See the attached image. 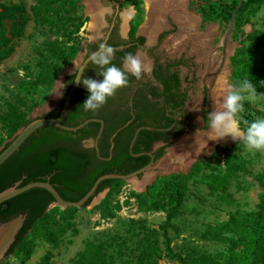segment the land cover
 <instances>
[{
  "label": "rangeland",
  "instance_id": "rangeland-1",
  "mask_svg": "<svg viewBox=\"0 0 264 264\" xmlns=\"http://www.w3.org/2000/svg\"><path fill=\"white\" fill-rule=\"evenodd\" d=\"M3 1L23 5L28 15L23 34L13 37V52L0 62V137L10 141L19 129L11 134L8 125L9 111L15 110L24 121L33 118L36 113L42 114V111L37 112L36 109L55 93L58 78L50 85L47 71L61 67L60 74L76 61L79 52L83 50L81 49L70 62L64 63L46 52L44 44L58 40L61 44L69 42L82 45L86 38H90L88 27L92 16L87 13L84 0H81L79 14L83 15L84 22L79 32L70 40L64 36V30L50 28L38 20L33 9L38 4L37 0ZM100 1L105 12L98 38L105 33L108 26L106 19L112 16L114 11L111 0ZM238 2L239 0H190L188 4V9L201 17L200 30H206L209 24L216 25L209 46L212 52L218 53L220 59L230 22L229 14ZM55 4L53 2L52 5ZM118 4L119 30L125 35L129 25L138 20L136 30L142 32L148 13L145 0H119ZM65 8L70 12L67 16L72 17L66 26L71 27L78 20L72 13L70 3ZM161 31L165 33L162 42L166 50V37L178 31V24L170 16L169 25ZM251 33H255V43L264 44V0H244L236 15V23L228 44L227 88L234 84V57L238 50L256 47L249 39ZM62 48L59 47L57 51H62ZM166 51L168 58L181 59L183 77L195 79L192 85L187 83L186 79L184 82V85L188 86L187 91H190L186 113L193 127L183 132L182 136L191 131L205 132L207 128H204V109L208 106V86L204 85L203 88V77L196 75L203 63L199 64L196 54L191 53L190 44L175 54ZM64 87L53 108L58 105ZM196 100L200 101L199 105L193 104ZM259 111H264V94L256 91L254 96L245 99L243 110L237 114L239 126L243 129L246 121L250 122L261 116ZM169 149L170 145L166 147V151ZM228 153L235 157L242 156L246 161L247 171L233 174L226 191H212L207 183L202 181V173H209L212 169L216 173L224 172ZM161 159L156 164H159ZM198 160L203 164L209 162L211 167H205L200 174L189 180L184 206L170 225L166 223V210L148 208L150 200L144 195L148 186L145 188L140 183L144 180V174H141L137 180L117 181L112 188L99 192L86 206H72L67 209L51 204L48 208L49 215L39 220L28 235V244L23 250L7 255L1 264H74L76 257L90 241L104 244L107 264H182L168 256L167 243L172 250L181 252L185 257L202 253L219 254L227 250L229 236L208 237L205 235L206 229L227 220L233 214L251 211L257 207L259 196L264 192L256 178V175L264 170V150L249 151L236 140L231 145L217 146L211 154L201 156ZM192 165L174 173H188ZM159 169L155 166L152 171ZM106 199L120 205L114 217H103L101 214L100 205ZM163 203H167V200H163ZM165 206L167 207L168 203Z\"/></svg>",
  "mask_w": 264,
  "mask_h": 264
},
{
  "label": "trees",
  "instance_id": "trees-1",
  "mask_svg": "<svg viewBox=\"0 0 264 264\" xmlns=\"http://www.w3.org/2000/svg\"><path fill=\"white\" fill-rule=\"evenodd\" d=\"M80 1L37 0L38 4L33 7L34 14L38 20L42 21V24L49 25L50 28L64 30V36L72 40V36L79 32L84 22L83 15L79 14ZM53 2L56 4L52 5ZM69 3L74 17L78 20L71 27L66 26L67 22L72 20L70 15L67 16L70 12L65 8ZM232 12L229 14L230 20ZM43 13L44 15L41 16ZM27 20L28 15L23 5L10 4L0 0V62L13 52V37H19L23 34ZM138 22L137 20L136 23L132 24V34L135 33ZM8 25H10V29H8ZM254 35L255 33H251L249 39L256 47L254 49H240L234 57L236 67L234 83L249 79L254 84L256 91L264 94V44L262 42H259L260 44L255 43ZM59 47H63L64 50L62 48V51L58 52ZM88 47L89 53L95 50L97 45H89ZM44 48L51 56L68 63L82 49V45L81 43L69 42L61 44L56 40L48 41L44 44ZM41 53L43 54V51ZM170 66L168 65L166 70H169ZM60 68L47 71L50 85L54 84ZM83 74L87 76V71ZM173 74V79L176 82L175 87L179 89L181 79L177 72ZM93 78L101 79L97 75ZM72 82V75H67L58 105L42 116L56 117L59 115ZM165 91L163 95H167V99L174 96L173 89L169 84L166 85ZM87 95L86 89L81 85L75 92L63 123L73 126L90 117L103 118L105 124L99 139L100 156L102 157L97 154L95 146L84 147L82 145L84 139L95 138L100 129V122H89L77 131L64 130L54 125L42 126L1 164L0 191L14 186L16 183L21 186L32 181L49 180L64 199L78 200L86 194L98 176L112 172L129 173L148 164L152 160V156L155 161L160 159L166 152V147L171 145L174 138L187 127L186 124H183L175 132H172V129L169 130L174 118L170 117L166 110L159 109L155 103L150 101L145 105H140L136 101L133 112H129V110L123 112L117 107L113 108L118 103L116 99L108 98L96 112H86L79 105L82 104ZM181 97V102L178 100L176 105H183L184 100L188 98L187 92L185 91ZM208 113V109L205 108L204 123H206ZM259 113L264 116V111H259ZM8 116L11 134L32 119L24 121L15 110H10ZM128 121L129 123L125 125ZM123 125L125 126L114 136L112 157L106 159L110 156V138ZM144 125L162 129L142 128L131 152L130 144L134 132ZM204 128H206L205 124ZM158 140L164 141V144L153 150L154 142ZM9 142L0 137V152ZM144 151H151L152 155L138 154ZM205 167L210 168V163L203 164L198 160L192 165L188 173L159 175L144 192V195L150 200L148 208L166 210V223L170 225L184 206L189 180L197 176L198 173L200 174ZM214 171L212 169L209 173L203 172L202 181L207 183L210 190L223 192L228 188L230 177L236 172L247 171V165L242 156L235 157L228 153L224 172L216 173ZM256 178L264 188V170L259 172ZM121 180L116 178L102 180L95 194L97 195L106 188H112L117 181ZM92 198L84 206L88 205ZM163 200H167V207L165 206L167 203H163ZM54 201V196L48 189L32 187L0 203V223L10 220L20 213L26 214L24 224L6 256L17 250H23V247L28 244L27 239L31 230L39 220L49 215L50 210L48 208ZM70 207L72 208V206ZM119 209L120 205L114 204L109 199L100 205L103 217H114ZM205 235L208 237L228 235V249L219 254L202 253L193 257H185L181 252L172 250L170 244L167 243L168 256L179 260L182 264H264V192L260 194L255 209L233 214L227 220L207 227ZM104 248L103 243L88 242L85 249L74 260V264H107Z\"/></svg>",
  "mask_w": 264,
  "mask_h": 264
},
{
  "label": "bare ground",
  "instance_id": "bare-ground-1",
  "mask_svg": "<svg viewBox=\"0 0 264 264\" xmlns=\"http://www.w3.org/2000/svg\"><path fill=\"white\" fill-rule=\"evenodd\" d=\"M147 3V21L142 27L149 42H153L157 33L169 25L170 16L178 24V31L169 35L165 40V46L169 52L175 54L180 52L190 44L191 53L196 54L197 61L203 63L199 69L203 77L201 84L207 85L211 91V111L219 109L223 95L227 91L226 77L228 73L227 61L218 76H214L215 69L221 66V59L218 53L212 52L209 46L212 35L216 31V25L209 24L206 30L199 29L201 17L188 9L190 0H145ZM86 11L92 16L88 27L90 37H98L99 30L104 23L105 9L100 0H85ZM143 65L148 64L145 56H137ZM61 83L56 85L55 93L46 102L53 105L57 102L61 93ZM199 100L194 101V105H199ZM44 103V104H46ZM202 103V102H201ZM43 104V105H44ZM195 107V106H193ZM200 109V107H199ZM198 109V110H199ZM39 107L36 111H41ZM207 131H199L181 136L179 140L169 149L166 156L159 163L158 167L162 170H185L201 156L209 155L215 146H225L234 143L230 136L220 139H209Z\"/></svg>",
  "mask_w": 264,
  "mask_h": 264
},
{
  "label": "water",
  "instance_id": "water-1",
  "mask_svg": "<svg viewBox=\"0 0 264 264\" xmlns=\"http://www.w3.org/2000/svg\"><path fill=\"white\" fill-rule=\"evenodd\" d=\"M244 0H239L238 5L235 7V9L232 12V16H231V20L229 22L228 28L226 30L225 33V37H224V41H223V55L221 58V66L215 70L213 72V75L216 77L220 74L222 68L224 67L227 59H228V44H229V40H230V36L232 34V31L234 29L235 23H236V15L240 9V7L242 6ZM85 3V0H84ZM97 37L95 38H86L85 41H83L82 43V47L85 46L88 42H92L94 40H96ZM87 53L84 50H81L78 54V58L76 59V63L79 64L81 62H83L86 58H87ZM74 68V64L71 63L69 66H67L58 76V78L56 79V85H58L59 83H61L62 88L65 85V77L67 75H69L72 70ZM81 85L72 82V85L70 87V89L68 90L61 111L59 113L58 116L56 117H44L42 116L43 113L51 110L54 106L53 105H48V103L42 105L40 108L42 109L41 111L43 112L42 114H38L36 113L35 116L26 124L22 125L19 130L14 134V136L12 137V139L10 140L9 144L3 148L0 152V166L1 164H3L17 149H19V147L24 143V141L32 134L34 133L38 128L42 127V126H48V125H54L57 126L61 129L64 130H69V131H77L78 129L82 128L83 126H85L87 123L89 122H100V129L97 133V135L95 136V138H90L85 145L86 146H95L96 150H97V154L100 156V149H99V139L100 136L102 134L103 128H104V124L105 121L103 118L101 117H90L87 118L83 121H81L80 123L73 125V126H69L63 123L64 119L66 118V115L68 113V110L70 108L72 99L75 95V92L77 91V89L80 87ZM62 90V89H61ZM208 112H211V91L208 88ZM128 122L125 124L127 125ZM121 126L119 127L111 136L110 140H111V148H110V156L112 155V150L114 147V136L125 126ZM142 128H147V129H152V130H160L162 128H156V127H151V126H141L139 128H137L134 132V136L132 138L131 144H130V151L132 152V148L133 145L135 144L136 138L138 136L139 131ZM192 132V131H191ZM199 132V131H198ZM185 134V133H184ZM183 134L177 136L172 144L170 145V148L173 147L174 142H177L179 140V138L182 136ZM233 143V142H232ZM231 143V144H232ZM161 144V142H157L155 144V146ZM230 144V145H231ZM217 146L214 147V150L216 149ZM213 150V151H214ZM168 151H166L164 153V155L161 157H165V155L167 154ZM150 154L152 155V152L150 151H144L138 154ZM137 155V154H136ZM102 157V156H100ZM160 158V159H161ZM200 158V157H199ZM199 158H197L195 161H197ZM159 160V159H158ZM157 160V161H158ZM157 161H155L154 157L152 156V160L144 165L143 167L136 169L134 171H131L129 173H116V172H112V173H104L100 176L97 177V179L94 181V183L92 184V186L90 187V189L86 192V194L81 197L78 200H67L64 199L59 192L57 191V189L55 188V186L49 181V180H37V181H32V182H28L24 185L18 186V183H16L14 186H11L3 191H0V203L15 196L18 195L32 187H44L46 189H48L51 194L54 196L55 201L52 203L54 205H59L62 206L64 208L66 207H70V206H77V207H82L84 206L87 201L91 198L92 200L94 199V197L96 196V191L98 188L99 183L104 180V179H108V178H116V179H125V180H137L139 179V176L141 174H144V180H142L140 183L142 185H144V187L146 188L148 185L152 184L155 179L159 176V175H168L171 173H174L176 170H156L155 172L152 171V168L155 166H158L159 164H156ZM162 161V159L160 160V162ZM194 161V162H195ZM193 162V163H194ZM156 164V165H155ZM91 200V201H92ZM26 219V214L24 213H20L17 216H15L14 218L1 222L0 223V264L2 262V260L6 257L7 251L9 250L10 246L13 244V242L16 240V236L19 233L20 229L22 228L24 221Z\"/></svg>",
  "mask_w": 264,
  "mask_h": 264
},
{
  "label": "clouds",
  "instance_id": "clouds-1",
  "mask_svg": "<svg viewBox=\"0 0 264 264\" xmlns=\"http://www.w3.org/2000/svg\"><path fill=\"white\" fill-rule=\"evenodd\" d=\"M114 48L106 43H99L95 50L88 53L87 58L77 64L73 62V82L82 85L88 95L79 106L84 111L96 112L112 97L117 89L128 85V76L140 80L142 73L149 71L146 65L133 53H125L122 57V67L112 63ZM91 64L95 66L97 76L95 79L83 73ZM256 89L252 81L243 79L230 84L222 97L220 108H214L206 117L205 127L209 139H220L230 136L233 140L241 142L249 151L264 150V116H259L250 122H245L242 129L237 121V114L243 110V102L254 96Z\"/></svg>",
  "mask_w": 264,
  "mask_h": 264
},
{
  "label": "flooded vegetation",
  "instance_id": "flooded-vegetation-1",
  "mask_svg": "<svg viewBox=\"0 0 264 264\" xmlns=\"http://www.w3.org/2000/svg\"><path fill=\"white\" fill-rule=\"evenodd\" d=\"M111 1L114 6V11L113 15L106 19L108 26L105 30V33L99 38L97 37L98 39L96 38V40L87 43L85 46L82 47V49L85 50L88 54L89 45H98L99 43L103 42L111 45L114 48V56L112 63L116 64L118 67L123 66L122 57L125 53H133L136 56H145L148 60L147 67L149 69L147 73H142V77L140 80L135 79L131 75L128 76V85L117 89L115 94L110 97L118 101V103L115 104L113 108L117 107L123 112L127 110H129V112H133L135 105L134 103L136 101L140 105H145V103L150 101L152 103H155L159 109L166 110L167 114L170 117L174 118L172 126L169 128V130L172 129V132L177 131L183 124H186L187 126L183 132H185L188 128H192L193 123L191 122L186 113V108L188 106V98L184 100L183 105H176L178 100L179 102H181V95L183 96V93L185 91L187 92L186 85H184L185 79L187 78L181 75V65H183V63L180 61V58L172 59L168 58V56L166 55V50L168 49L165 50L162 42L165 33L159 31L154 41L149 42L147 40V36L144 33L139 32V30H136L135 33L132 34V25L130 24L127 33H125L124 35L119 30V0ZM168 65L171 66L169 70H166V67ZM87 67V76L90 78L95 77L97 75L95 66L90 64ZM175 72L179 74V77L181 79V86L179 87V89L175 87L176 82L173 79V73ZM160 75H162V77H160ZM167 84L172 87L174 94V96H171L169 99H167V95H163L166 92L165 89ZM183 132H181L179 135H181ZM89 139L90 138H86L82 141V145L84 147H92L85 145V141ZM157 142H161L162 145L164 144V141L162 140L154 142L153 150L160 147L155 146ZM111 157L112 155L106 157V159H110Z\"/></svg>",
  "mask_w": 264,
  "mask_h": 264
},
{
  "label": "built area",
  "instance_id": "built-area-1",
  "mask_svg": "<svg viewBox=\"0 0 264 264\" xmlns=\"http://www.w3.org/2000/svg\"><path fill=\"white\" fill-rule=\"evenodd\" d=\"M196 75H197V77H200V76H201L200 73H199V71L197 72ZM192 79H193V81H191ZM198 79H200V78H198ZM194 80H195L194 78H189V79H186V82L192 85V84L194 83ZM202 85H203V84H202ZM187 87H188V86H187ZM187 87H186V88H187ZM203 88H204V85H203ZM187 92H188V99H189L190 91H187ZM203 97H204V96H203ZM203 101H204V100H202V103H203ZM188 106H189V105H188Z\"/></svg>",
  "mask_w": 264,
  "mask_h": 264
}]
</instances>
